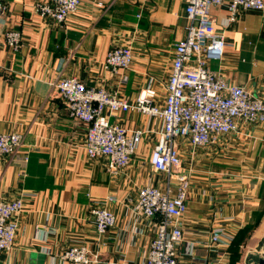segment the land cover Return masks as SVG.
I'll return each instance as SVG.
<instances>
[{
  "label": "crops",
  "instance_id": "0c3cea01",
  "mask_svg": "<svg viewBox=\"0 0 264 264\" xmlns=\"http://www.w3.org/2000/svg\"><path fill=\"white\" fill-rule=\"evenodd\" d=\"M36 1L44 0H4L0 15V132L23 135L17 155L0 153V201L21 196L24 204L14 246L0 251V264H73L61 253L74 245L89 250V264H141L154 224L137 217L131 203L139 187L165 181L148 161L160 120L134 109L108 115L110 123L141 131L120 175L109 170L107 156L86 154L87 124L69 115L52 83L74 76L133 103L151 78L160 104L174 44L185 33L186 2L81 0L57 23L34 11ZM210 13L226 45L209 67L264 99V8L241 10L233 21L225 5ZM7 28L22 35L16 50L5 42ZM118 44L133 52L124 80L105 65ZM178 148L179 171L190 184L180 264H254L264 257V122L242 125L208 147L182 141ZM97 202L115 215L102 234L88 214ZM216 227L231 237L226 247L211 242Z\"/></svg>",
  "mask_w": 264,
  "mask_h": 264
},
{
  "label": "built area",
  "instance_id": "2783aa9c",
  "mask_svg": "<svg viewBox=\"0 0 264 264\" xmlns=\"http://www.w3.org/2000/svg\"><path fill=\"white\" fill-rule=\"evenodd\" d=\"M80 2L36 1L33 9L43 19L64 23L68 15L78 10ZM185 2V33L174 44L165 95L160 104L155 103L156 89L151 78L133 103L102 86L87 87L74 76L62 77L52 83L63 98L69 115L87 124L86 154L90 157L107 156L109 170L120 175L135 151L141 131H129L110 123L108 115L134 109L160 120L158 139L148 161L153 170L165 176V181L162 186L139 187L137 197L131 203V210L137 217L147 218L154 224V236L141 264H180L177 251L182 241L181 221L187 208L190 184L187 175L179 171L178 144L188 141L193 147H208L220 136L237 133L242 125L264 122V99L252 95L243 85L227 81L219 71L209 67L210 61L222 59L226 45L222 31L215 27L210 8L225 5L229 19L233 21L241 10L263 9L264 0ZM3 9L4 0H0V15ZM4 39L10 48L16 50L21 45L22 35L15 28H7ZM132 56L129 46L118 44L108 51L105 65L124 80L123 72L130 68ZM22 143L21 132H0V153L15 156ZM26 159L25 155L24 161ZM23 205L21 196L0 201V251L8 252L13 248ZM88 214L99 234L115 224L114 213L98 202L90 206ZM210 239L226 247L231 237L221 227H216L211 231ZM89 254L85 246L74 245L64 249L61 258L73 264H89Z\"/></svg>",
  "mask_w": 264,
  "mask_h": 264
},
{
  "label": "water",
  "instance_id": "95a60500",
  "mask_svg": "<svg viewBox=\"0 0 264 264\" xmlns=\"http://www.w3.org/2000/svg\"><path fill=\"white\" fill-rule=\"evenodd\" d=\"M254 264H264V257L258 258Z\"/></svg>",
  "mask_w": 264,
  "mask_h": 264
}]
</instances>
